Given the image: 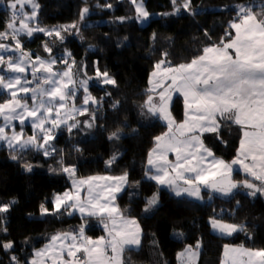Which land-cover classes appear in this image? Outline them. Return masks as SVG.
I'll return each instance as SVG.
<instances>
[{"label":"trees","instance_id":"trees-1","mask_svg":"<svg viewBox=\"0 0 264 264\" xmlns=\"http://www.w3.org/2000/svg\"><path fill=\"white\" fill-rule=\"evenodd\" d=\"M253 1L256 0H191L190 9L185 10L180 7L184 0H177L175 5L172 0H144L146 10L158 15L139 26L133 9L125 7L124 1L36 0L39 24L75 25L66 34L64 49L69 50L76 75L82 72L88 78L106 72L115 83L94 79L89 83L91 101L87 111L93 119L89 134L85 135L81 122H76L71 131L61 128L48 155L32 147H0V206H8L6 212H0V264H29L33 250L52 234L79 225L76 213L69 215L52 203L72 177L120 174L134 168L140 170L129 177V185L119 197L146 236L145 249L134 261L176 264L179 241L192 245L200 240L198 264H220L226 244L264 248L261 194L251 196L239 187L227 198L212 195L200 202L186 195L174 196L153 180L143 178L147 153L167 125L158 115L146 112V101L152 92L137 65L142 62L149 73L158 61L178 66L202 55L205 47L222 46V40L226 43L235 36L231 24L240 21L236 4H246L258 20H264V0L250 5ZM178 6L180 11L176 12ZM84 8L88 12L81 19ZM10 19L9 10L0 6V32L8 30ZM25 37L20 36L23 47L41 49L44 36ZM57 50L53 53L58 54ZM78 98V102H84L81 92ZM114 132L117 135L112 137ZM240 140V127L226 121L221 122L218 132L203 137L214 154L225 160L235 158ZM65 168L74 173L65 172ZM243 176L247 177L241 171L234 174L237 179ZM154 195L157 203L149 207L148 201ZM206 216L233 222L243 230L231 236L211 237L202 229ZM160 223L182 234L180 240L159 233ZM7 243L12 247L5 249L3 245ZM123 262L131 264L126 259Z\"/></svg>","mask_w":264,"mask_h":264},{"label":"snow or ice","instance_id":"snow-or-ice-1","mask_svg":"<svg viewBox=\"0 0 264 264\" xmlns=\"http://www.w3.org/2000/svg\"><path fill=\"white\" fill-rule=\"evenodd\" d=\"M132 2L135 4L136 0H132ZM172 3L175 5L177 0H172ZM190 3L191 0H184L180 7L189 10ZM26 4L31 5L32 11L30 14L23 11ZM7 6L12 11L8 28L11 29V39L16 40L15 50H21L18 39L20 34L32 36L33 32H45L49 36L55 34L56 37L63 39L58 30L46 31L43 28L29 26L28 21L36 18V10L39 7L34 0H8ZM107 6L111 7V5ZM180 7L176 9L177 12L180 11ZM136 10L143 18H147L149 15L143 9L142 4H137ZM87 12V8L82 10L81 19ZM262 12H264V6H262ZM238 14H242V23L231 24L236 34L230 42L225 43L222 40V47L215 45L205 47L203 54L192 59L190 63L165 67L161 73L159 71L161 65L166 63L162 60L156 65L158 71L153 73V76L158 77L157 81L155 83L152 80L149 81L150 84H153L150 91L156 92L157 88L162 90L157 94L159 104L154 102L151 95H149L146 104L149 106L150 112L154 115L158 114L163 120L167 121L168 127V132L155 138L157 145L153 152L157 153V159L154 160L152 153L149 154L148 164L154 167L158 173L151 176V179L160 185H167L172 188L176 196L187 194L188 196L200 198L199 185L210 187L214 191L225 195L231 193L232 189L238 186L230 180L231 165L226 164L223 160L213 157L210 163L215 171L204 167L206 157L201 150L207 153L208 157H212L213 154L210 150L204 148L200 136L195 134L197 132H218L221 122L224 121L240 125L243 129L238 155L243 156L244 159L233 160L232 164L243 165L245 170L256 180L264 181V20H258L253 10L244 6H238ZM17 20L20 23L19 28L16 27ZM71 27H75V25ZM8 35L7 32L0 33V39L7 38ZM0 49L10 51L8 46L4 44H0ZM229 49L233 51L229 52ZM45 50L51 52V48H48L47 45H45ZM165 55L167 54L165 53ZM27 58L28 54L22 51L20 57L15 61L12 57L5 60V57L0 55V65L7 64V68L11 72L24 73ZM36 60L37 63L32 65L34 76L40 71H43L46 75L37 80V87L34 89L21 85L20 76L11 77L7 82H5L3 76H0V86L5 89H14L16 85H21L17 90L11 91V99L0 103V116L6 122L5 126L0 127V141H6L10 148L44 147L53 139V136L49 133L58 128L60 124L66 123L65 120H61L58 124L57 118L59 117V108L65 107L64 101L68 98V95H74L71 92L66 95L64 91L68 88V84L73 82L71 76L68 71L62 73L52 71V65L56 63L55 59L44 61L37 57ZM102 75L106 77L103 81L105 84L115 83L111 78H107L108 74L106 72ZM64 77H68L67 83H62ZM165 81H170V83L165 85ZM25 83H31V81L26 80ZM82 83L86 84V82ZM42 85H49V87H43ZM29 91L33 93L31 96L34 102L33 107H29L26 102H22L21 99L17 98V92L27 94ZM172 92H178L184 97L185 120L178 125L168 110ZM44 97L49 99L46 101ZM57 99L60 102L56 109L57 117L52 118L53 108L56 107L53 101ZM89 99V97H85L84 103L87 104ZM37 101L38 103H36ZM81 111H87V109ZM28 118H31L32 127L38 129L42 134L40 139L43 140V143L38 144L36 135L22 142V132L17 133L14 130L11 136L7 135L6 127L11 121L19 120L20 124L23 125ZM46 124L51 126L46 127ZM174 125L175 131H173ZM73 127H76V125L69 126V131ZM116 135L117 133H112V137ZM169 152L175 153V163L168 161L167 154ZM48 154L50 153L45 149V155ZM12 158L16 159L15 156ZM249 158L252 164H244V160ZM258 167L260 169L259 173L256 171ZM26 169L31 171V166L27 165ZM64 171L74 173V170L68 168H65ZM171 173H175V176H172ZM185 173L194 175L189 178ZM126 178L127 174L122 177H89L87 180L74 181L75 196L66 192L64 198L57 197L56 200L57 210L63 205L65 208H77L87 216L99 215L102 220L107 219L111 224L110 228L109 224H104V228L108 232L107 240L104 237L95 241L85 238L84 229L81 227L78 236L70 235L69 237V234H64L63 237H52L53 242L61 240L60 249L57 250L53 244L44 251L36 252V257L41 259H34L32 264H44L43 258L47 256L48 252L53 253L51 256H47L48 259H51L52 264H121V254L125 247L140 244L139 225L135 220L126 219L112 205L111 201L114 196H111L113 191L111 186L107 184L94 185L93 182L101 180L126 182ZM178 180H183L189 187L180 186L177 183ZM82 185H88L87 199H82L80 196V186ZM244 186L254 189L251 195L264 192V187H257L248 181H244ZM115 190L119 191L120 187L117 186ZM106 192L108 195H105ZM156 203L157 198L154 195L148 201V205L151 207ZM7 210V205L0 206V212H6ZM68 214L71 215L72 213L69 212ZM212 226L228 235L237 230H243L242 227L237 225L223 224L217 220L212 221ZM78 239L79 243H77ZM64 240L69 242L65 244ZM3 247L8 249L12 245L7 243ZM196 247L199 248V244ZM108 249H111V257L108 255ZM65 252L70 259H64ZM78 253H83V256H78ZM186 253L190 258L198 254L190 250H186ZM179 255L183 257L185 253ZM224 256L223 264H229V261H231V264H264V250L253 251L243 247L230 248L225 245Z\"/></svg>","mask_w":264,"mask_h":264},{"label":"rangeland","instance_id":"rangeland-1","mask_svg":"<svg viewBox=\"0 0 264 264\" xmlns=\"http://www.w3.org/2000/svg\"><path fill=\"white\" fill-rule=\"evenodd\" d=\"M118 1H124L125 2V7H130L131 9H133V11H134L133 12L134 13V19L136 20V22H137V24L139 26H144L150 20V18L158 15L157 13H152V12H149V11L146 10L145 4H144V0H136L135 4L132 2V0H118ZM34 2L37 4L36 0H34ZM262 2L263 1L256 0V1H253L252 3L250 2L249 4L250 5L251 4L254 5V3L260 4ZM7 4H8V0H0V6L8 9L9 12H10V15L12 16V11H11L10 8H8ZM137 4H142L143 9L148 12L149 15H148L147 18L141 17L140 14L137 12V10H136ZM238 6H244L245 8H248V6H246V4H236L234 7H236L237 10H238ZM178 7H175V11H176V9ZM23 11L30 14L31 11H32L31 5L30 4H26L24 9H23ZM36 11L38 13V9ZM237 14H238V12H237ZM238 15H239L240 21H238L237 23H242V18H241L242 14H238ZM10 20H9V22H10ZM28 23H29V26L32 27V28L39 27V28L45 29L46 31L58 30V31H60V35H61V37H63V39H60V38L56 37L55 34L49 36L45 32H33L32 36H27V35H24V34H20L18 36L19 41H21L20 40L21 39L20 36H26L25 38L31 39L35 35H42V36H44V38L42 39L41 49L38 50V51L37 50H33V48H25V47H23L22 46V42H20L21 50L17 51V50H15L16 49V40L11 39V29L8 28L7 31H3V32L9 33V35H8L7 38L0 39V44L7 45L8 48L10 49V51H4L3 49H0V55H3L5 57V60H7L8 57H12L13 61H15V60H17L20 57L21 51L26 53V54H28V58L25 60V65H24L25 68H26V71L24 73H14V72H11L10 70H8L7 64H3V65H0V76H3L5 78V82H7L8 79L11 78V77L20 76L21 77V85H23L24 87H27L29 89H34V88L37 87V80L40 77L46 75V73H44L43 71H40V72H37L35 74V76H34V74L32 72V65L34 63H37L36 58L39 57V58H41L44 61H50V60L55 59L56 63L54 65H52V71L53 72H60V73L68 71L70 76H71V79L73 81L71 84H68V88L64 89V91H65L66 95L69 92L74 93V95H68V98L64 101L65 107L64 108H59V117L57 118V123L58 124L60 123L61 120H65L66 123L60 124V126L58 128H55L51 133H49L50 135L53 136V139H51L48 142V144L45 145L44 147L30 146V147H32V148H34L36 150H41L45 154V149H47L48 152H50V150H52L53 143H54L53 140L56 137L57 132H59L61 128H65L68 131L69 130V126H71L73 124L76 125V122H79V123L81 122V124L85 128V130H84L85 131V135H87V134H89L91 132V130L93 129V119L88 114V111H83V112L81 111L83 109H87L88 110V105L85 104L84 102H78L77 101L79 99L78 95L81 92L83 100H85V97H89L90 98L89 102H90L91 101V97L88 95L89 83L92 82L93 79L96 80L97 82H103L106 79V77H104L103 75L98 74V73L94 77L91 76V77H88V78L84 77L82 75L83 74L82 72H81L82 74L79 73V74L76 75V72L74 71L75 70L74 69L75 68L74 67L75 64H74L73 60L69 61L70 60L69 57H68L69 56V50L64 49V41H65L67 32L70 31V28H72L71 24L46 26V25L39 24L37 22V16H36V18L34 20L28 21ZM16 27L17 28L20 27L19 20L16 21ZM64 29H67V30H64ZM3 32H0V33H3ZM45 45H47L48 48H51V52H48V51L45 50ZM56 48H58V50L55 51V52H57L58 54H54L53 53V51ZM159 62L160 61H158L155 64L154 68L149 73L145 72V70L143 68V65H142V62L139 61L137 63V65H138V68L141 70L144 78L146 77V79L148 81H150V80H154V78H155V76H153V73L158 71L156 69V65ZM190 62H188V63H190ZM60 64H64V65H60ZM171 67H175V66H171ZM159 71L161 73L163 72V66L162 65H161V69ZM100 76H101V79H100ZM107 78H111L112 79V77L109 76V75H108ZM26 80L27 81H31V83H25ZM67 82H68V77H64V80H63L62 83H67ZM82 82H86V84L82 83ZM164 83H165V85H167L168 83H170V81H165ZM21 85H16L14 89H5L2 86H0V103L11 99V95H10L11 91L17 90ZM42 86L43 87H49V85H42ZM85 88L87 89L86 91H85ZM156 90H157V92H156V95H157L162 89L161 88H157ZM158 90H159V92H158ZM32 95H33V93L31 91H29L27 94L23 93V92H17V98L21 99L22 102H26L29 105V107H33L34 106V102L31 99ZM44 99L47 101L49 98L48 97H44ZM157 101L159 102L158 99H156V100L154 99V102L156 104H159V103H157ZM36 103H38V101ZM53 103L56 105V107L53 108V112H52L51 115H52V118H56L57 117V110L56 109L58 108V105H59L60 102L57 99L56 101H53ZM146 109H147V111H146L147 113L153 114L152 112L149 111V106L148 105H146ZM168 110L171 113V116L175 120L177 125L182 123L185 120L184 97L180 93L172 92V99L169 102ZM160 119L164 123H166V125H167V121L163 120L161 117H160ZM5 123L6 122L4 121L3 117L0 116V127L5 126ZM89 125H91V126H89ZM50 126H51L50 124H46V127H50ZM238 126L241 129V139H242V137H243V129H242V127L240 125H238ZM13 130L15 132H17V133H21L22 132V142H23V140H27L29 137H31L33 135H36L37 138H38V144L39 143H43V140L40 139L42 134L40 133V131L38 129H34L32 127L31 118L26 119L25 123L23 125L20 124L19 120L11 121V123L6 127L7 135L11 136L12 133H13ZM173 131H175V125L173 126ZM166 132H168V127L159 136H162ZM207 133H212V132H203V133L197 132V133H195L196 135L200 136V139L203 142L204 148H207L213 154L212 157H208L207 153H204L203 150H201L202 154L205 155V157H206V161H205L204 167L209 168L212 171H215V169L212 168V165L210 163L211 160L214 157L215 159L223 160L226 164L231 165L232 171H231L230 180H231V182H234V183H236L238 185L236 188L241 187L243 190H245V192H247V193H249L251 195V193L254 191V189H249V188L245 187L244 186V181L251 182V183L255 184L257 187H264V181L256 180L251 174H249L245 170L243 165H241V164H232L233 160H237V159L243 160L244 159L243 156H239L238 155L239 149H240V144H239V147H238V150H237V155L235 156V158L232 159V160H225L223 158H220V157L216 156L214 154V152L211 150V148H209L205 144V142L203 141V137ZM240 142H241V140H240ZM3 145L9 147L6 141H0V147L3 146ZM156 145H157V141L149 149V151L147 153V160H146L147 164H148V159H149V154L150 153H152V158L154 160L157 159V153L153 152V149L156 148ZM171 154H172V159L170 160L169 158H170ZM167 159H169L170 162L175 163L176 162L175 153L174 152H169L167 154ZM244 164L251 165L252 164L251 159L249 158L247 160H244ZM139 170H140L139 168H134L132 170H129L127 172L120 173V174L98 173V174L88 175L86 177H74V178L72 177L70 179L69 186H67L63 191L55 194V196L52 199V203H53L54 207L57 209V204H56L57 197L64 198V193H66V192L71 193L73 196H75L76 187L74 186V183H73L74 181L87 180L89 177H122V176H125V174H127L126 182H121V181H118V180H107V181L101 180V181H94L93 182L94 185L95 184H100V185L107 184V185L111 186V188L113 189V191L111 193V196H114V199L111 201L112 205H114L126 219L135 220L136 223L139 225L140 244L138 246H131V247L126 246L125 247L123 253L121 254V264H127L126 262H123L124 259L131 261V264H150L148 261H143V259H140L138 261H134L135 259H137L141 255V252L145 249L144 243H145L146 236H145V233H144L143 229L141 228V224L139 223V221L134 216H131V215H129L126 212L125 208L122 206V204L120 203V199H119L121 194L124 193V191L126 190V188L129 185V177L133 174V172H136V171H139ZM237 171H241L242 175H247V177L243 176L242 178H239V179L235 178L234 174L237 173ZM256 171L258 173L260 172L259 167L256 169ZM143 174H144L143 178L153 180V179H151V176L157 175L158 173H157L156 169L154 168L152 172L145 171ZM171 175L175 176V173H171ZM185 175L188 176L189 178H191L194 174L185 173ZM153 181L159 187L166 188L171 194L176 196L175 192L169 186L160 185L155 180H153ZM177 183L180 186H182V187H189V185L185 184L183 180H178ZM117 186L120 187L119 191L115 190V188ZM87 187H88V185L80 186V189H81L80 190V196H81L82 199H87ZM199 187H200V198H196V197H193V196H189V197H191L193 199H196L197 201H200V202L205 201V199L210 198L212 195H217V196H220V197H223V198H225V197L227 198L236 189V188L232 189L231 193L225 195V194H223L221 192L214 191L210 187H206L204 185H199ZM204 192H206L208 194L207 197H205ZM258 194H261L262 196H264V192H257L255 195H251V196H256ZM105 195H108V193L106 192ZM128 195H129L128 197L131 196L130 192L128 193ZM183 195L188 196L187 194H183ZM70 203H72V202H70ZM60 209H64L67 213H69V212H71L72 214L76 213L79 216V218H80L79 225L78 226L75 225L73 228L60 230V231L52 234L49 237V239L43 245H41L40 247L35 248L33 250V252H32L33 255H32V257L29 260V264H32V261L34 259H41V258L36 257V255H35L36 252L44 251L50 245L54 244L55 248L57 250L60 249L61 240H57V241L53 242L52 241V237H54V236L63 237L64 234H69V237H70V235H77L78 236L79 229L81 227H83V229H84L85 238H90V239H92L94 241L95 240H99L101 237H104L105 240L108 239V232L104 228V224H109V228L111 227V224H110V222L107 219H103L102 220V218L99 215H97V216H87L86 214H82L77 208H71V207L65 208L63 205L60 207ZM213 220L220 221L223 224H231V225H237L238 227H241L240 225L235 224V223L230 222V221L218 219V218H215V217H212V216H209V217L206 216V217H204V219L202 221V223H203L202 224V229H203V231H204V233L206 235H209L211 237L220 238L222 236H231L232 234L235 233V232H233L231 235H228L226 233H222L218 228H213V226H212V221ZM133 228H134V226H133ZM157 229H158L159 233L164 234V235L165 234H170L171 236H173L174 238H177L179 240H180L181 235H182V234H180L179 232H177L175 230L171 231L172 228H170V226L165 224V223H160L157 226ZM68 242H69L68 240H64L65 244H67ZM77 243H79V239H78ZM197 244H199V248L196 247ZM178 245L180 247L178 248L177 253H176V264H198L199 258H200V251H199L200 250V240H197L192 245H189V244L185 245V244H182L179 241ZM226 245H228V244H226ZM228 246L230 248L243 247L245 249H251L253 251L264 250V248H252V247H248V246H245V245H228ZM186 250H190V251L196 252L198 254L195 257H191L190 258L187 255ZM107 251H108L109 257H111V255H112L111 249H108ZM224 251H225V246L222 249V258H221L220 264H223V262L225 260ZM180 253H185V255L183 257H181L179 255ZM52 254L53 253L48 252L47 256H51ZM77 255L78 256H83V253H78ZM47 256L45 258H43L44 259V264H52L51 259H48ZM154 257H156L155 253L153 254V258ZM64 259L65 260L70 259L69 257H67L66 252L64 254ZM13 261H14V259H13ZM153 263H155V264H164V263H159V261H157V260L155 262H153ZM14 264H24V263L15 262ZM229 264H231V261H229Z\"/></svg>","mask_w":264,"mask_h":264},{"label":"crops","instance_id":"crops-1","mask_svg":"<svg viewBox=\"0 0 264 264\" xmlns=\"http://www.w3.org/2000/svg\"><path fill=\"white\" fill-rule=\"evenodd\" d=\"M235 34H236V32H235ZM234 37H235V36H234ZM234 37H233V38H234ZM230 41H231V40H229L228 42H230ZM226 43H227V42H226ZM221 47H222V46H221ZM228 51H229V52H232L233 50L229 49ZM233 55H234V53H233ZM162 66H163V69H164L165 67H169V66H167V65H165V64H163ZM145 79H146V77H145ZM157 79H158V77H155L154 80H152V81L155 83V82L157 81ZM146 82H147V84H148V88H149V90H150V89L153 87V84H150L149 81H148L147 79H146ZM151 92H152V91H151ZM156 92H157V90H156ZM156 92H152V93H151V96H153V98H154L155 100H156V99L159 100V97L156 95ZM158 92H159V90H158ZM157 103H159V102L157 101ZM165 124H166V123H165ZM169 159H170V160L172 159V154L170 155V158H169ZM169 159H168V161H170ZM153 169H154V168H153L152 166H150L149 164L146 163L145 168H144L143 170H144V172H145V171L152 172Z\"/></svg>","mask_w":264,"mask_h":264}]
</instances>
